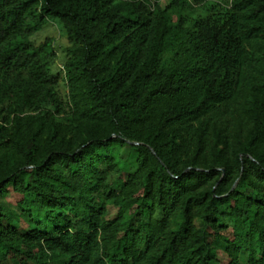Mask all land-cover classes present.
I'll return each instance as SVG.
<instances>
[{"label":"trees","instance_id":"trees-1","mask_svg":"<svg viewBox=\"0 0 264 264\" xmlns=\"http://www.w3.org/2000/svg\"><path fill=\"white\" fill-rule=\"evenodd\" d=\"M51 18L66 101L29 39ZM9 187L0 264H218L208 231L264 264V0H0Z\"/></svg>","mask_w":264,"mask_h":264},{"label":"rangeland","instance_id":"rangeland-1","mask_svg":"<svg viewBox=\"0 0 264 264\" xmlns=\"http://www.w3.org/2000/svg\"><path fill=\"white\" fill-rule=\"evenodd\" d=\"M154 1V0H153ZM161 6L167 5L171 0H159ZM67 34L60 20L56 18H51L42 30L38 31L31 37H29L32 44L37 45L43 42H47L49 44V48L46 51V61L49 67L50 74L56 79L58 82V92L63 98L64 101L68 99V88L65 80L63 79V65L65 63L66 58L68 57V41ZM129 147L125 148L123 153L126 156ZM120 176L119 174L112 173L109 181L114 180L116 177ZM23 194L15 192L12 187L8 188V192L6 195L0 196V205L5 208L7 213H13V219L18 220V224L20 226V231L25 232L27 229V224L22 218H19L21 213V208L18 207V202L22 199ZM109 217H112L116 213V207L109 205ZM198 226H202V222L199 220L196 221ZM9 225V220L7 218H3L0 220V226L7 227ZM227 231L223 232L225 234ZM207 237L210 242L215 246L219 262L218 264H227L229 258L227 254L224 252L223 247L220 243H218L213 236L211 231L207 232ZM23 256L17 255L13 252H10L8 256L1 261L4 264H19L22 261ZM242 262L247 260V254L241 253ZM55 264V263H54Z\"/></svg>","mask_w":264,"mask_h":264},{"label":"water","instance_id":"water-1","mask_svg":"<svg viewBox=\"0 0 264 264\" xmlns=\"http://www.w3.org/2000/svg\"><path fill=\"white\" fill-rule=\"evenodd\" d=\"M130 143H132V144H138V142H135V141H131ZM234 187H235V185H234Z\"/></svg>","mask_w":264,"mask_h":264}]
</instances>
